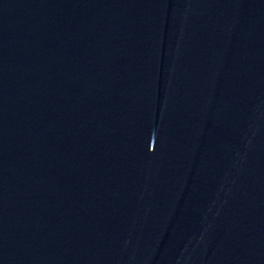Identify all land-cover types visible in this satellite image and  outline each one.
Returning <instances> with one entry per match:
<instances>
[{
	"label": "water",
	"instance_id": "water-1",
	"mask_svg": "<svg viewBox=\"0 0 264 264\" xmlns=\"http://www.w3.org/2000/svg\"><path fill=\"white\" fill-rule=\"evenodd\" d=\"M0 264H264V0H0Z\"/></svg>",
	"mask_w": 264,
	"mask_h": 264
}]
</instances>
